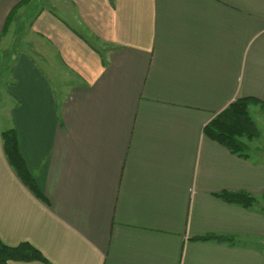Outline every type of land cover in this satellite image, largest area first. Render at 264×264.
Segmentation results:
<instances>
[{
    "label": "crops",
    "instance_id": "1",
    "mask_svg": "<svg viewBox=\"0 0 264 264\" xmlns=\"http://www.w3.org/2000/svg\"><path fill=\"white\" fill-rule=\"evenodd\" d=\"M20 1L0 0V44L44 199L0 138V239L47 260L27 264H264V162L203 132L264 102V0ZM241 190L251 207L216 195Z\"/></svg>",
    "mask_w": 264,
    "mask_h": 264
},
{
    "label": "trees",
    "instance_id": "2",
    "mask_svg": "<svg viewBox=\"0 0 264 264\" xmlns=\"http://www.w3.org/2000/svg\"><path fill=\"white\" fill-rule=\"evenodd\" d=\"M29 1L22 0L17 5H22ZM3 29L5 31V25ZM251 104H258L264 111V102L255 97L236 98L206 123L203 127L204 134L225 147L230 153L246 157L248 155L247 142L253 140L259 134L256 123L249 113ZM0 138L5 157L17 177L35 196L44 199L36 180L30 174L22 157L16 129L11 127L1 131ZM216 195L224 201L239 204L244 208L251 207L255 199L253 195L243 190L222 191ZM200 239L227 242L232 239V236L208 234L201 236ZM11 260L47 261L42 252L29 242L24 241L18 245L9 246L0 240V264H10Z\"/></svg>",
    "mask_w": 264,
    "mask_h": 264
},
{
    "label": "rangeland",
    "instance_id": "3",
    "mask_svg": "<svg viewBox=\"0 0 264 264\" xmlns=\"http://www.w3.org/2000/svg\"><path fill=\"white\" fill-rule=\"evenodd\" d=\"M88 39L90 40V38H88ZM6 54L7 53L4 50V46L1 43L0 44V62H1V65H0V131L13 127L12 119L10 116V111L17 104V103H15V100L13 99V97L10 95L11 92H8V81H9V79H8L7 75L9 73V71H8V67H5L6 60L8 59ZM249 112H250V115L252 116L253 120L256 123L259 134L252 141V143L248 146V155H249V158L251 160H254L257 162H264V152H262V151H264V111L260 108L259 105L251 104L249 106ZM256 149H258L261 152L256 153L255 152ZM39 190H40V188H39ZM40 192H41V190H40ZM41 200H43V199H41ZM20 243L21 242L17 243L16 245H18ZM6 245H8V244H6ZM9 246H15V245H9ZM30 261H36V260H30ZM30 261H27V260H11L9 263L10 264H27V262H30Z\"/></svg>",
    "mask_w": 264,
    "mask_h": 264
}]
</instances>
